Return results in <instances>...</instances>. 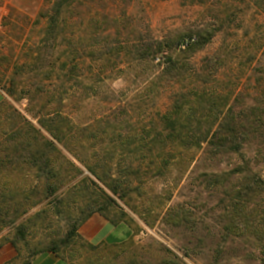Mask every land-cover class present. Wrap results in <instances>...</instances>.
<instances>
[{
	"label": "rangeland",
	"instance_id": "374dc122",
	"mask_svg": "<svg viewBox=\"0 0 264 264\" xmlns=\"http://www.w3.org/2000/svg\"><path fill=\"white\" fill-rule=\"evenodd\" d=\"M18 3H23L21 6L26 9L16 7ZM51 6L48 0H0V89L3 92V101L0 103V137L4 136L5 131L8 132V116H23L39 127L35 117L45 116L55 108L72 120L74 125L89 124L93 129H106L109 139L116 133L161 131V117L171 109L173 95L179 91L178 86L147 87L152 70L136 73L132 68L134 64L127 63L126 59L116 65L98 66L97 62L103 60L97 58V53L90 55L92 48H100L98 44L80 47L81 58L74 62L78 66L77 72L74 70L71 75L68 68L62 71L61 61L69 54L65 50L67 45H58L52 51L45 48L40 40L46 23L35 22L38 13L49 10ZM217 14L223 20L227 17L229 20L211 45L193 57L192 66L199 69L202 58L217 53L226 41L224 45L232 54L207 87L219 95L231 94L228 108H234V116L245 121L255 117L264 119L263 0H72L64 8L63 17L69 27L66 33L71 38L78 39L83 34L82 28L92 19L101 37L112 35L113 44H118L116 40H134L140 34L161 39L170 31L184 26L213 22ZM81 24L85 26L81 27ZM117 24L120 28H117ZM79 26L81 28L78 29ZM91 29L86 33L93 34V26ZM97 32L93 35H98ZM41 57L45 58L43 64L37 60ZM53 65L58 73L48 84L56 90V99L52 100L44 94L32 95L34 91L26 85L36 88L32 82L38 85L45 83L46 79L42 84L39 83L41 74L50 71ZM159 71L156 69L153 73ZM16 73H19L18 81L14 76ZM46 101L48 107L44 109L42 103ZM57 102L61 104L56 107ZM44 134L51 139L47 133ZM93 143H98L93 150L112 155L110 163L113 176L119 177L121 174L124 181L136 189L124 194L122 198V194L117 197L98 182L118 206L116 208L113 202H109L115 207L109 210L110 215L114 217V213L121 209L132 219V227L126 224L113 226L103 215L95 213L78 229V236L84 241L100 245L99 250L93 252L99 263L264 264V191L248 205L256 217L258 228L254 231L250 228L240 237L227 236L223 217L228 204L226 193L238 181L230 177L221 186H213L204 177L211 173H229L247 163L264 178V139L252 136L241 154L215 157L206 152L207 145L203 144L190 165L188 158L187 162L178 166L164 164L171 161L166 160V156L171 158L174 153L170 144L151 147L152 155L157 157L151 164L148 150L135 154H144L147 158L140 160L135 155H127L128 151L123 152L121 144H109V141ZM59 148L84 170V176L90 175L73 155L61 145ZM79 150L83 151L82 148ZM180 152L183 156H189L183 149H177L175 153L178 155ZM131 165L135 170L129 169ZM122 169L123 172L119 173L118 170ZM80 179L78 177L70 185L73 186ZM18 180L13 185V181L9 180L0 183L9 182L11 188L24 187L25 180ZM97 195V200L104 203L103 194ZM48 203L51 205L47 206ZM82 204L78 200L74 212L80 211L78 209ZM53 205L54 199L50 198L21 216L15 225L4 222L0 226V264H34L37 257L41 258L36 264L81 262L71 260L70 257L73 249L77 256L84 249L87 250L88 246L81 247V242L73 248L63 246L60 249L62 259L47 252L33 254L34 250L61 240L68 230L67 214H57ZM45 208L48 211L47 223L51 224V228L29 230L26 240H18L15 228ZM180 218L182 223L178 225ZM105 221L111 225L110 231L102 226ZM97 230L110 237L93 241L87 238ZM14 239L19 251L11 244ZM111 244L121 246L111 249L116 257L110 255V251L104 247Z\"/></svg>",
	"mask_w": 264,
	"mask_h": 264
},
{
	"label": "trees",
	"instance_id": "16d2710c",
	"mask_svg": "<svg viewBox=\"0 0 264 264\" xmlns=\"http://www.w3.org/2000/svg\"><path fill=\"white\" fill-rule=\"evenodd\" d=\"M48 1L51 2V8L47 11H40L35 22L45 21L46 23L40 40L45 48L52 51L58 45H67L65 50L69 51V54L61 61L60 69L62 71L68 68V72L72 75L74 70L78 69L74 62L77 58H81L80 47L85 48L87 45L98 44L100 48H96V50L92 48L93 51L90 53V55L97 53V58L103 60L101 63L97 62L98 66L116 65L126 59L127 63L134 64L132 68L136 73L152 70V77L149 78L147 87L167 88L172 86L174 88L178 86L179 88V91L173 95L171 109L161 117V131L156 132L143 130L141 133H116L109 139L110 135L106 129H93L89 124L74 125L72 120L62 115L56 108L53 111H48L45 116L35 117L39 127L23 116L16 115L11 118L12 115H10L7 117L8 132L5 131L4 136L0 137V181H13V185L19 181L18 179H22L25 180V186L11 188L9 182L0 183V226L2 227L4 222L15 225L21 216L53 198V207L56 213L64 214L65 212L68 216L66 218L68 230L61 240L51 242L49 244L51 246L34 250L33 254L47 252L62 259L60 249L63 246L68 245L73 248L78 242H81L80 246L87 245V250L84 249L77 256L73 249L70 253L71 260L81 261L77 264H101L93 254L99 250L100 245H92L84 241L78 236V229L95 213L103 215L113 226L126 224L132 227V219H129L121 209L114 213V217L113 214L110 215L109 210L118 208V206L116 201L98 185V182L103 184L113 195L118 197L122 194V198L124 194L136 189L129 182H125L121 174L119 177L113 176L110 163L112 155L93 150L98 145V143H93L94 141L121 144L122 151H128L127 155L131 154L132 156L148 150L151 164L157 158L155 154L152 155L151 147L156 146L157 148L162 143L163 146L170 144L174 153L171 158L166 156V160L171 161L164 162V164L178 166L182 162H187L189 158L188 164L190 165L195 155L203 148V144L207 145L206 152L213 157L241 154L242 149L251 141L252 136L264 139V119L255 117L253 120L245 121L234 116V108H228L231 94L219 95L207 87V84L218 76L221 68L232 54L224 45L226 41L222 43L217 53L202 58L199 69L192 66L193 57L211 45L218 33L224 30L229 17L223 20L220 14H217L216 20L214 19L213 22L184 26L170 31L161 39H155L148 34H140L134 40L125 42L116 40L118 44H113L112 35L104 36L103 34L104 37H101L102 35L97 32L98 28L94 25L95 21L92 19L88 25H80L85 27L82 28L83 34L78 39L69 37L66 33L69 28L68 23L64 20L63 14L64 8L72 0ZM80 26L78 29L81 28ZM91 26L95 31L92 33L97 32L98 35L86 33L92 30ZM117 28H120L119 24H117ZM37 60L43 64L45 58L41 57ZM38 61H36L37 64H39ZM156 69L160 70L157 74L153 73ZM57 73L56 67L53 65L50 71L41 74L39 83L42 84L46 79L45 83L38 85L37 82H32L31 84H36V88L31 85L26 86L34 91L32 95L44 94L52 100L56 99V90L51 89L52 85L48 83L52 82ZM14 76L18 81L19 73ZM12 84L13 82H11ZM27 92L30 93V91ZM32 98L34 99V96ZM40 100L42 101L43 98ZM46 104L47 101L42 103L44 109L48 107ZM60 104L61 102H57L56 107ZM152 133L154 135H151ZM59 145L73 155L90 175L84 176V170L72 162L59 148ZM79 148H82L83 151H80ZM177 149L188 152L190 157L186 154L183 156L182 152L176 155ZM192 151L194 153L191 155ZM135 157L147 160L144 154L135 155ZM129 169L135 170L132 165ZM118 172H123V169ZM78 177L81 179L73 186L70 185L73 181L78 180ZM204 177L213 186H221L230 177L238 181L236 186L230 187L226 193L228 204L223 217L226 221L225 233L227 236L240 237L246 230L251 228L254 231L258 228L256 217L252 215L248 205L261 196L264 191L262 174L254 171L246 163L237 166L229 173H211L205 174ZM35 182H37L36 185H34ZM99 193L105 197L104 203L97 200ZM78 200L83 204L78 209L80 211L74 212L73 208H77L75 205ZM109 202H113L115 207ZM49 205L51 204L48 203L47 206ZM47 214L46 208L40 209L26 223L15 228L17 231L15 236L18 237V240H26L29 230L50 229L51 224L47 223ZM181 223L182 219L180 218L177 224L181 225ZM11 244L16 251H19L15 239ZM119 246L111 244V246L104 247L110 251L111 255V249L119 248ZM104 264H116V262L105 261Z\"/></svg>",
	"mask_w": 264,
	"mask_h": 264
},
{
	"label": "crops",
	"instance_id": "0c3cea01",
	"mask_svg": "<svg viewBox=\"0 0 264 264\" xmlns=\"http://www.w3.org/2000/svg\"><path fill=\"white\" fill-rule=\"evenodd\" d=\"M13 1V0H12ZM19 1H21V0H19ZM21 3V2H20ZM16 4V3H15ZM19 4V3H18ZM20 5V6H19ZM19 5H15L16 7H18V8H25L26 9V7L25 6H21V5H23V3L22 4H19ZM3 101V92L1 91V89H0V103ZM103 224V223H102ZM104 228H107V229H109V228H111V225L108 223V222H106L105 221V223H104V225H102ZM111 229H109V231H110ZM100 231L101 230H97V231H95L94 233H93V235L92 236H87V238H89L91 241H93V240H96V239H105L106 240V238L108 239L109 237H110V235H103V233L101 234L100 233ZM41 257H37V259L34 261V264H36L37 262H38V260L40 259Z\"/></svg>",
	"mask_w": 264,
	"mask_h": 264
}]
</instances>
